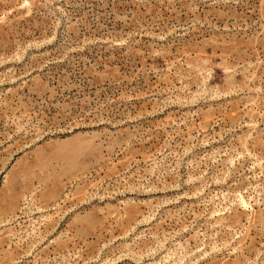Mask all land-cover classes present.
Segmentation results:
<instances>
[{
	"label": "rangeland",
	"instance_id": "obj_1",
	"mask_svg": "<svg viewBox=\"0 0 264 264\" xmlns=\"http://www.w3.org/2000/svg\"><path fill=\"white\" fill-rule=\"evenodd\" d=\"M0 264H264V0H0Z\"/></svg>",
	"mask_w": 264,
	"mask_h": 264
}]
</instances>
